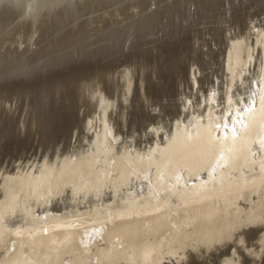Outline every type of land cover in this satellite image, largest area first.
Here are the masks:
<instances>
[{
	"label": "bare ground",
	"instance_id": "obj_1",
	"mask_svg": "<svg viewBox=\"0 0 264 264\" xmlns=\"http://www.w3.org/2000/svg\"><path fill=\"white\" fill-rule=\"evenodd\" d=\"M23 1L30 10L32 0ZM32 27L8 45L32 44ZM214 40L218 73L203 86L200 65L191 60L170 117L143 86L140 96L154 117L138 129L127 123L135 71L130 61L117 63L104 70L109 85L101 70L99 80L77 83L84 109L64 146L0 162V264L264 258V14Z\"/></svg>",
	"mask_w": 264,
	"mask_h": 264
},
{
	"label": "rangeland",
	"instance_id": "obj_2",
	"mask_svg": "<svg viewBox=\"0 0 264 264\" xmlns=\"http://www.w3.org/2000/svg\"><path fill=\"white\" fill-rule=\"evenodd\" d=\"M99 11L96 8L93 14L94 12L97 14ZM242 16L240 12L234 13L232 16L234 22L239 21L236 24L237 26L242 24V21H240L243 18ZM239 18L241 19L239 20ZM201 20H203V15L198 17V21ZM195 24L197 25V23ZM195 24L188 25L185 31L177 32L170 39L166 40L165 37H159L161 43L156 40L159 39L157 37L150 40L152 37H148V34L130 40L116 35L112 39L107 37L101 42L94 39L95 32L93 30H89L84 34L74 33L73 37L70 34L69 37L59 40L56 44L49 43V46L44 48L45 53L41 48L37 55H41V58L26 61L1 74L0 162L8 164L16 158L19 159L18 156L24 158V156L30 155L36 150L49 149L52 146L59 145L61 140L64 139L67 142L73 130L79 125L78 121H80L82 114L83 107H80L79 104L83 100L78 97L80 85H77V83H81V80L84 81V78L88 79L90 76L97 78L99 76L97 73L99 74L101 70L104 74L100 71L101 77H99L106 84L108 82L104 80L108 79H106L105 71L109 70L110 67H114L117 63H132L131 65L136 72V75L134 72L133 85V87H137L134 92V102L132 100L131 103L133 104L131 107L129 106L130 108H127V110L130 109L128 110L130 113H127L126 110V115L130 118H126L127 123L134 124V126H138L148 119V108L144 107L145 102L140 96L138 87L144 86L145 91L151 97V102L165 101L163 104L173 108V104H176L175 101L177 100V88L181 87L180 84L184 81L186 68L194 59L201 64L200 69L202 71L199 78L205 86L218 73L216 61L218 60L217 53L220 46L218 47V42L213 40L215 38L211 39L208 36L209 40H207L201 37L204 32L199 31V28H195ZM201 27L203 29V26ZM13 35L15 36V34ZM197 37L198 39H196ZM202 38L207 41V44ZM199 39H202L200 40L202 44ZM194 40H197L195 42L199 43L198 46L195 45ZM154 41L155 43L152 44ZM148 46H150L148 51L152 52L150 55L146 51ZM15 49L12 54L17 55L15 52L21 47ZM124 51H128V56ZM121 52H123V55ZM8 53L10 54V52ZM9 54L6 58L10 57ZM121 56H127L128 60L125 57L122 60ZM23 59L22 56H18L14 65L22 62ZM137 61L141 66L144 65L143 63L145 65L141 67ZM148 66L153 68H147ZM143 67L145 68L143 69ZM141 68L143 69L142 74ZM148 69L149 71L146 72ZM138 77L140 80L143 79L141 81L144 82V85L138 84L141 83ZM129 115L131 116L129 117ZM129 120L134 121V123L129 122ZM263 260L264 258L260 262ZM192 264H202V261H194Z\"/></svg>",
	"mask_w": 264,
	"mask_h": 264
},
{
	"label": "water",
	"instance_id": "obj_3",
	"mask_svg": "<svg viewBox=\"0 0 264 264\" xmlns=\"http://www.w3.org/2000/svg\"><path fill=\"white\" fill-rule=\"evenodd\" d=\"M23 5V0L0 1V75L26 61L41 58V55L37 56L39 51L43 48L45 53L44 48L49 43L56 44L70 34L72 37L74 33L84 34L88 29L94 30V39L100 42L116 35L130 40L143 34L153 38L165 37L167 40L177 32L185 31L188 25L197 23L194 27L203 30L201 37L208 40V36L221 37L224 28L236 27L237 31H241L248 17L264 14V0H32L30 10H25ZM106 5L109 8L104 10L101 17L98 16L94 24H90L93 16L98 15L95 12L93 14L94 9ZM133 8L136 10L133 11ZM237 12L243 15L241 26H237L232 17ZM201 15L203 20L198 21ZM97 20L100 22L99 26L96 25ZM32 25L36 31L32 38L33 43L17 49V55L12 54L16 50L14 45H8L12 35L29 31L33 28ZM8 54L10 59L6 60ZM18 56L24 59L14 65L13 60ZM197 64L201 66L199 61ZM99 79L94 78L95 81ZM133 97L134 93L129 99V106L132 105ZM173 105V108H169L167 104L158 102V111L170 117L175 111L176 104ZM149 107L151 108V104L147 107L148 119H151L155 113ZM142 126L144 122L135 127ZM65 140H61L60 147L65 145ZM36 152L41 150L30 155ZM263 261L259 264H264ZM202 264L208 263L204 261Z\"/></svg>",
	"mask_w": 264,
	"mask_h": 264
}]
</instances>
